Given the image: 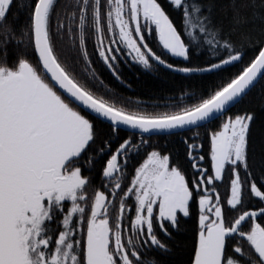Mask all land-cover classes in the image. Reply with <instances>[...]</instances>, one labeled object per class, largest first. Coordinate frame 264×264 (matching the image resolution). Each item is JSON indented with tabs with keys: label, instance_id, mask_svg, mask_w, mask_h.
I'll list each match as a JSON object with an SVG mask.
<instances>
[{
	"label": "snow or ice",
	"instance_id": "6c2138e0",
	"mask_svg": "<svg viewBox=\"0 0 264 264\" xmlns=\"http://www.w3.org/2000/svg\"><path fill=\"white\" fill-rule=\"evenodd\" d=\"M0 264H264V0H0Z\"/></svg>",
	"mask_w": 264,
	"mask_h": 264
},
{
	"label": "trees",
	"instance_id": "16d2710c",
	"mask_svg": "<svg viewBox=\"0 0 264 264\" xmlns=\"http://www.w3.org/2000/svg\"><path fill=\"white\" fill-rule=\"evenodd\" d=\"M125 71L123 77L132 85L133 91L130 92L129 89L116 85L111 78L106 77L109 85L119 88L125 94L141 97H148L154 93H163L164 91L171 90L166 79L148 73L147 70L131 68ZM141 72L144 74L142 75Z\"/></svg>",
	"mask_w": 264,
	"mask_h": 264
},
{
	"label": "flooded vegetation",
	"instance_id": "af4514ba",
	"mask_svg": "<svg viewBox=\"0 0 264 264\" xmlns=\"http://www.w3.org/2000/svg\"><path fill=\"white\" fill-rule=\"evenodd\" d=\"M123 67V73L126 72L125 70H130L131 68L130 67H125V66H122Z\"/></svg>",
	"mask_w": 264,
	"mask_h": 264
}]
</instances>
